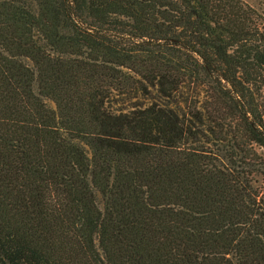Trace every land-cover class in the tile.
Instances as JSON below:
<instances>
[{
	"label": "trees",
	"instance_id": "16d2710c",
	"mask_svg": "<svg viewBox=\"0 0 264 264\" xmlns=\"http://www.w3.org/2000/svg\"><path fill=\"white\" fill-rule=\"evenodd\" d=\"M0 264H264L262 13L0 0Z\"/></svg>",
	"mask_w": 264,
	"mask_h": 264
},
{
	"label": "rangeland",
	"instance_id": "374dc122",
	"mask_svg": "<svg viewBox=\"0 0 264 264\" xmlns=\"http://www.w3.org/2000/svg\"><path fill=\"white\" fill-rule=\"evenodd\" d=\"M264 16V0H245Z\"/></svg>",
	"mask_w": 264,
	"mask_h": 264
}]
</instances>
